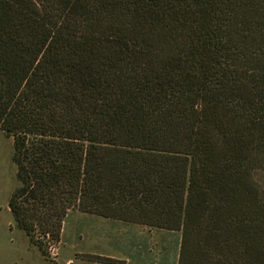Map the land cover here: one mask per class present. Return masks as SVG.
Wrapping results in <instances>:
<instances>
[{
	"label": "trees",
	"instance_id": "1",
	"mask_svg": "<svg viewBox=\"0 0 264 264\" xmlns=\"http://www.w3.org/2000/svg\"><path fill=\"white\" fill-rule=\"evenodd\" d=\"M0 131L43 256L80 212L264 264V0H0Z\"/></svg>",
	"mask_w": 264,
	"mask_h": 264
},
{
	"label": "rangeland",
	"instance_id": "2",
	"mask_svg": "<svg viewBox=\"0 0 264 264\" xmlns=\"http://www.w3.org/2000/svg\"><path fill=\"white\" fill-rule=\"evenodd\" d=\"M14 140L0 131V264H178L180 233L74 212L45 257L19 230L9 208L17 186ZM260 179L264 184V174ZM100 256L102 260L91 261Z\"/></svg>",
	"mask_w": 264,
	"mask_h": 264
}]
</instances>
